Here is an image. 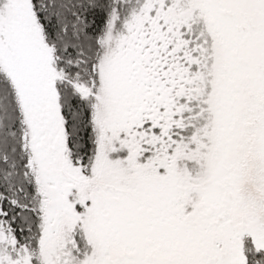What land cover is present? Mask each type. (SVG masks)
Listing matches in <instances>:
<instances>
[{
    "label": "snow or ice",
    "instance_id": "snow-or-ice-1",
    "mask_svg": "<svg viewBox=\"0 0 264 264\" xmlns=\"http://www.w3.org/2000/svg\"><path fill=\"white\" fill-rule=\"evenodd\" d=\"M0 264H264V0H0Z\"/></svg>",
    "mask_w": 264,
    "mask_h": 264
}]
</instances>
